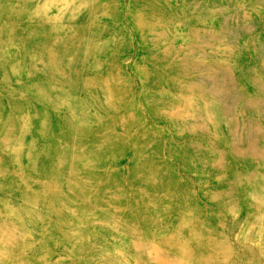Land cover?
<instances>
[{"label":"rangeland","instance_id":"rangeland-1","mask_svg":"<svg viewBox=\"0 0 264 264\" xmlns=\"http://www.w3.org/2000/svg\"><path fill=\"white\" fill-rule=\"evenodd\" d=\"M0 264H264V0H0Z\"/></svg>","mask_w":264,"mask_h":264}]
</instances>
